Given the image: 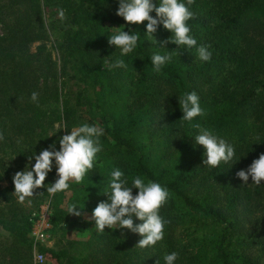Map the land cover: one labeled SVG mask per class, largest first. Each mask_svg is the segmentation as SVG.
I'll return each mask as SVG.
<instances>
[{"label": "trees", "instance_id": "16d2710c", "mask_svg": "<svg viewBox=\"0 0 264 264\" xmlns=\"http://www.w3.org/2000/svg\"><path fill=\"white\" fill-rule=\"evenodd\" d=\"M24 1L25 22L21 23L19 16L12 20L13 24L4 23L2 19L0 21L8 32L6 37H0V132L4 137L13 139V147L19 148L20 153H25L28 159L33 154L38 155L46 146L40 144L30 151L18 139L20 133H32L35 125L47 124L42 128L51 127L56 121L61 128L66 126L70 133L71 129L84 123L95 125L94 119L97 118L104 130L99 142L106 155L102 163L93 165L94 171L108 178L112 171L108 167L113 163L109 164L116 159L114 168L124 173L129 186L139 176L145 183L151 180L167 188L169 197L160 207L159 215L168 221L164 226V253L177 252L175 264H252V254L247 251L261 241L258 235L250 234L244 223L246 216L253 214H257L259 220H262V216L264 218V184L261 182L250 189L240 184L236 172L242 159V143L232 145L239 148L235 149L232 161H222L217 167L203 165V155L186 151L195 130L193 123L182 119L179 101L187 92L195 91L199 102H204L205 96L210 94L215 106L205 124H212L214 135L230 145L229 136L233 131L239 141H244L248 126L243 119L245 111L253 107L257 112L264 110V0H211L212 4H209L210 0H203L199 5H187V0H181L193 13V17L186 21L190 28L189 35L196 39L197 47L210 45L212 55L207 62L200 60L197 51L192 48L177 47L171 42L162 47L160 42L172 38L171 32L162 25H158L152 37L145 32L147 21L138 25L126 23L123 17L116 15L118 0H42L44 6L48 4L65 12L68 23L59 46L67 61L81 57L87 59V65H92L89 84L70 96L75 108L67 106L69 99L63 96L62 100L59 95L56 82L61 76L51 69L53 62L39 60L34 66L19 61L13 63V50L32 41L41 43L46 38L41 31L44 23L41 0ZM152 3L159 6L160 0H152ZM249 13H252L250 18ZM150 15L155 17L156 13L153 11ZM31 18L35 23L32 28L31 24L29 26ZM213 18H218L217 24H214ZM246 19L252 23L251 33L244 26L249 25L244 22ZM56 23L57 18L51 20L47 23L48 29H52ZM121 30L139 35L137 47L125 56L120 55V48L108 43V37ZM154 38L156 44L153 43ZM236 47L238 51L234 52ZM39 50L40 46H37ZM153 54L170 55L171 60L156 72L151 63ZM19 59L22 61L21 57ZM117 59H123L127 67H112ZM103 61L106 62L104 67L101 65ZM247 65L250 69H246ZM231 67L241 69L238 75L241 78L238 85L236 83L228 88L232 85L228 84V80L237 79L234 73L228 71ZM213 71L231 75L225 78L220 73L216 86L212 87ZM121 75L128 81L126 90L121 94L123 96H117L123 102L124 117L121 123L110 124L108 119L95 112H90V118L75 113L86 92V105L94 110L100 107L98 101L104 103V96L109 92H121L118 89L119 81L114 82ZM39 79L41 83H38ZM249 79L255 80L247 84ZM33 92L39 94L36 102L31 99ZM161 105L172 116L168 123H162V118L157 122L167 137L164 147L167 149L153 156L144 136L145 131L149 134L151 128L143 127L149 125L158 112L155 109ZM145 106H151L150 115L143 121ZM187 125L191 127L184 138ZM261 133L264 135V130ZM177 134L183 137L174 140ZM174 142H177L176 146ZM258 148L264 149L263 146ZM34 163L33 156L29 164ZM5 173L8 174L7 171ZM48 180L54 183L56 179L52 176ZM91 181L87 180V186L98 183L100 178ZM69 187L78 191L85 186L82 182L79 185L71 182ZM132 192L135 195L137 189L133 188ZM217 193L224 196V206L219 204ZM203 221V228L210 229L209 234L198 232ZM50 222L55 229L62 228L61 221L50 217ZM28 225L29 222L25 221L23 230L5 228L18 246L15 252L22 253L9 258L4 255L0 264H34L29 261L33 249ZM105 229L109 252L100 263L119 264L116 260V246L121 244L118 230L107 226ZM255 229H259L258 224H255ZM37 251L46 255L52 264H72V260L62 251L44 248L41 244H37Z\"/></svg>", "mask_w": 264, "mask_h": 264}, {"label": "rangeland", "instance_id": "374dc122", "mask_svg": "<svg viewBox=\"0 0 264 264\" xmlns=\"http://www.w3.org/2000/svg\"><path fill=\"white\" fill-rule=\"evenodd\" d=\"M200 2H203V0H196L194 4L199 5ZM212 3L213 1L210 0L209 4ZM41 4L43 11L42 17L44 21L41 31L45 33L46 38L41 43L38 41H32L27 44H22V47H20L19 49L13 50V52H11L12 54H14L13 63L19 61L21 64H23L24 62L31 64V66H34L35 63H37V61L39 60L53 62L51 69L55 70L57 74L61 76L56 82V86L58 87V90L60 92L59 95L61 96L62 100L63 96L69 99V102H67V106L75 108V106L72 105L74 101L70 98V96L71 94L75 93V91L89 84L92 65H87V59L81 57H77L72 61H67L63 51L61 50V47L59 46V42L61 41L62 35L64 34V29L67 28L68 22L65 20L66 18L64 20L60 19L58 15V11L60 9H55V7H52L48 4L47 6H44L45 3L43 4L42 0ZM25 10L26 2L24 0H0V21L2 19L4 23L13 24L14 22H12V20L16 18V16H19L18 20L23 23L26 19V15L24 14ZM251 16L252 13H249L248 18H250ZM56 18L58 19V23H56V25L52 29H48L47 23ZM212 21L214 22V24H217L218 18H213ZM244 22L248 23L249 25H244L241 22L240 24L248 27L249 33H251L252 30L250 28L252 23L248 19L244 20ZM34 24V19L31 18L29 20L30 28L34 27ZM7 33V30L4 29V24L0 22V37H6ZM31 34H33V32ZM31 34H29V36ZM25 35L27 36V34ZM37 46H40L39 51H37ZM235 49L236 50L234 52L238 51L237 47ZM191 50L196 49L192 48ZM20 57L22 58V61L19 59ZM101 65L102 67H104L106 65V62L103 61ZM6 68H4V70H6ZM246 69H250V66L247 65ZM240 70L241 69L234 70L233 67L228 70L230 71V73H234L235 78H237L234 81L228 80V84H232L229 85L228 88H230V86L236 85L238 80L241 78L240 76L238 77ZM220 73L221 72L216 71H213L211 73V76H213L214 79L212 87L216 86L220 75L225 76V78H229L228 75H231ZM117 80L119 81L118 89L121 92H109L104 96V103L103 101L102 103L101 101L97 102V104L100 105L97 110L87 107L86 92L85 97H82V99L84 100L81 99L79 106L74 110L75 113L81 114V116L83 115V117L90 118V112H95L96 115L98 114L108 119L110 124L121 123L124 117L123 102L122 100L118 99L117 96H123L121 94L124 90H126L128 81L124 78L123 75L115 78L114 82H117ZM254 80L255 79L247 80V84ZM38 83H41L40 79L38 80ZM85 90H87V87ZM112 93L115 94L112 95ZM213 100L214 99H211L209 94L205 96L204 102H199L203 114L194 117L190 124L193 123L192 126L198 124L200 127H193L195 130V134L192 137L193 139H190V145L188 146V148H186V151L203 155L204 149L202 146L195 143V136L198 135L202 129H207L212 132V124L205 123L207 118L209 119L210 115L213 112L215 106L212 103ZM253 102H255V100H253ZM150 107L151 106H145L143 108V112L145 113L143 121H146V119L149 117ZM155 110L158 112L153 117L152 121L148 123L149 125H144L143 128H151L149 130V134L146 131L144 133L145 142L148 146L151 147L148 149L152 151L153 156H158L160 152L167 149L164 148L167 144V137H165V135L162 133L160 125H158L157 122L159 121V118H162V123H168L170 117L172 116L171 113L167 112V109H165L163 105H161L159 108H156ZM263 111L257 112L254 107L249 108L245 111L243 119L248 126L244 132V141L241 140V142L238 140V137L235 135V131H233L232 135L230 133L231 136L229 137L231 138V145L242 143V147L240 148L242 159L238 163L239 165L237 171L246 169L251 164L253 159L258 158L260 153H264L263 148H258L260 146L264 147V135H262L263 133H261V131L264 130ZM33 122L34 120L31 121V123ZM94 122L95 126L102 128L101 122L97 118L94 119ZM46 125L47 124L37 126L35 125L32 133L22 132L19 134L18 139L22 140L24 144L29 147L28 149H31L30 151H32V147L34 146L42 144L45 145L46 148H48L49 145L53 143H55L56 150H59V137L64 135L63 129L57 131L58 127L61 128L57 121L54 122L51 127L42 128ZM190 127L191 125H187V127L184 129V138L186 132L189 131ZM181 137H183V135ZM181 137L180 134H177V136L174 137V140H177ZM243 142L246 144V147ZM12 143L13 139H10L9 137H4V140L0 141V261L4 255L9 258L10 256L22 253L15 252L17 244L15 243L14 238L11 236L10 231L5 228L8 227L12 230L20 228L21 230H23L25 221L28 223L27 218L29 214L32 211L36 210L41 204L48 202L50 207L49 222L50 217H52L54 220H59L62 222V228L60 230L55 229L52 225L53 223L50 222V227L46 232L47 237L45 241L41 243V245L44 248H50L53 250L64 252L65 255L68 256L70 260H72V264H104L100 262L104 260L105 255L109 252L108 246L106 244L107 241H105L106 229L102 233L99 232L94 222L89 221L88 217L86 216L91 215L92 209H94L98 202L107 200V196L104 192L110 191L109 183L111 180V175L108 178H103L101 173H96L94 169L89 170L81 181L85 186L83 190L77 191L74 187H69L65 191L57 192L56 194L50 196L47 192V188L50 186L49 184L53 182L51 180H48V178H51L53 176V178L57 179L56 170L53 169L52 171L48 172L44 181V187L35 189L34 195L32 197H28L23 203H20L18 202L17 196L13 193L14 185L12 182V177L17 171H22L24 169L27 170V168H25L26 164L28 165V168L30 170L31 165L29 164L28 159H26V157L24 156L25 153L21 154L18 150L19 148H14L13 146L15 145H12ZM174 144L176 146L177 142H174ZM21 149L25 150L26 148ZM170 149L173 150L174 148ZM246 150H249L251 152H247ZM105 155L106 152L102 148V150L96 154L93 165L95 164L96 166L102 163L103 157ZM114 162H116V159H113V161L110 162L109 165H111V163L113 164L109 166L110 168L108 167V170L113 171L115 169ZM4 168L6 169L8 174L5 173L6 171L4 170ZM53 168H55V164H53ZM95 178H100V181L96 184H88L87 186V180L93 181L95 180ZM71 182L79 185V183H76L74 180L68 181V183ZM239 182L244 186V188L248 187L250 189L257 186L256 184L252 183L251 177H249L247 184H244L240 179ZM262 183L264 184V181H262ZM217 195L219 204L221 206H224V196L220 193H217ZM74 204H77L79 205V207L83 208L82 212L84 214H82L81 216H76L68 213L69 207ZM79 207L78 210H80ZM262 213H264V205ZM253 215L254 216L251 217L246 216L244 226L246 227V229L249 228L250 234L256 236L258 235L261 243H259L255 248L253 247L252 249L248 250L247 253L252 254V264H264V253L262 252L264 250V218L262 216V220H259V216L257 214ZM133 222L134 224H136L140 223L141 221H139L135 217V215H133ZM254 223L258 224V230L255 229ZM204 226L205 223L203 221L199 225L200 228L198 232H200V234H209L210 229H204ZM30 230L31 229L29 223V238H31ZM117 230L118 236L119 238H121L120 246H116V260L119 264H165L164 256L166 254L164 253V237L160 241H157L154 245L140 248L136 246L139 239H141V236L139 234L133 233L126 228H117ZM113 248L116 249L115 247ZM20 250L23 251L21 247ZM30 254L31 255L29 257V261H31V263H53L50 259L47 258L46 255L43 256V259L41 261H34L33 251H30Z\"/></svg>", "mask_w": 264, "mask_h": 264}, {"label": "clouds", "instance_id": "9594fccd", "mask_svg": "<svg viewBox=\"0 0 264 264\" xmlns=\"http://www.w3.org/2000/svg\"><path fill=\"white\" fill-rule=\"evenodd\" d=\"M193 3L194 0H187V5ZM153 11L156 13L155 17L150 15ZM58 15L61 20L66 18L63 9L58 11ZM116 15L123 17L128 24L138 25L147 21L145 32L152 37L158 25H162L164 29L171 32L172 37L160 42L162 47L169 42L177 47H196L200 60L207 62L211 58L210 45L197 47L196 39L189 35L190 28L186 21L193 17V13L181 0H160L159 6L153 4L152 0H118ZM138 39V34H129L121 30L108 37V43L120 48V55L125 56L137 47ZM153 43H157L155 38ZM169 60H171L170 55L153 54L151 63L154 71L159 72ZM112 67H127V65L123 59H117ZM38 95L37 92H33L32 101L36 102ZM179 107L183 113L182 119L187 122L203 114L195 91L185 93L179 101ZM193 127L200 126L196 124ZM60 129H64L65 134L59 137V150H56L55 143L49 145L38 155L33 154L35 163L31 164L30 170L26 164L27 170L17 171L13 175V193L17 196L18 202L23 203L26 198L34 195L35 189L44 187V181L48 172L52 171L53 164H55L57 179L47 188L50 196L67 190L69 180L80 183L85 174L93 169L96 154L102 150L99 138L104 134L103 128L84 123L71 129L70 133L66 126L58 127L57 131ZM3 140L4 135L0 132V141ZM195 143L204 149L203 165L217 167L222 161L228 163L234 158V147L207 129H202L195 136ZM33 156L28 158L29 163ZM236 176L244 184H247L251 177L252 183L260 185L264 181V153H260L258 158L253 159L246 169L237 171ZM109 188L110 191L104 192L107 200L98 202L92 209L91 215L86 216L89 221L94 222L99 232H104L106 226L109 229L126 228L141 236L136 244L140 248L154 245L163 239L164 226L168 221L159 215V209L169 197L166 187L151 180L145 183L139 176L135 177L129 186L124 173L116 168L111 172ZM133 188L137 189L135 195L132 192ZM78 207L77 204L72 205L68 213L81 216L84 214L83 208L79 207L80 210H78ZM133 215L141 222L134 224ZM177 258L178 253L171 252L164 256L165 264H174Z\"/></svg>", "mask_w": 264, "mask_h": 264}, {"label": "built area", "instance_id": "2783aa9c", "mask_svg": "<svg viewBox=\"0 0 264 264\" xmlns=\"http://www.w3.org/2000/svg\"><path fill=\"white\" fill-rule=\"evenodd\" d=\"M50 207L49 203L41 204L36 210L32 211L27 220L30 223V241L33 251V260L41 261L43 254L37 251V244H41L47 237V229L50 227L49 222Z\"/></svg>", "mask_w": 264, "mask_h": 264}]
</instances>
